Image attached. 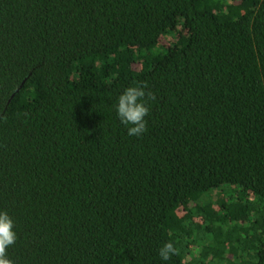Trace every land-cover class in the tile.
Instances as JSON below:
<instances>
[{
    "label": "trees",
    "instance_id": "trees-1",
    "mask_svg": "<svg viewBox=\"0 0 264 264\" xmlns=\"http://www.w3.org/2000/svg\"><path fill=\"white\" fill-rule=\"evenodd\" d=\"M0 211L13 264H264V0H0Z\"/></svg>",
    "mask_w": 264,
    "mask_h": 264
},
{
    "label": "clouds",
    "instance_id": "clouds-1",
    "mask_svg": "<svg viewBox=\"0 0 264 264\" xmlns=\"http://www.w3.org/2000/svg\"><path fill=\"white\" fill-rule=\"evenodd\" d=\"M146 81L140 82L137 86H130L123 90L117 98L115 107L116 115L121 124L127 128L129 136L140 137L147 131V121L144 119L149 114V100H154V94L148 89ZM14 229V222L6 211H0V264H13L8 258V248L17 240ZM176 254L174 244L165 242L158 249L161 260L167 261Z\"/></svg>",
    "mask_w": 264,
    "mask_h": 264
}]
</instances>
